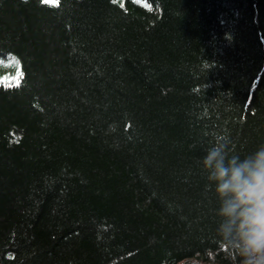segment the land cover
Wrapping results in <instances>:
<instances>
[{
  "label": "trees",
  "instance_id": "trees-1",
  "mask_svg": "<svg viewBox=\"0 0 264 264\" xmlns=\"http://www.w3.org/2000/svg\"><path fill=\"white\" fill-rule=\"evenodd\" d=\"M221 136L264 145V0H0V264H229Z\"/></svg>",
  "mask_w": 264,
  "mask_h": 264
},
{
  "label": "clouds",
  "instance_id": "clouds-1",
  "mask_svg": "<svg viewBox=\"0 0 264 264\" xmlns=\"http://www.w3.org/2000/svg\"><path fill=\"white\" fill-rule=\"evenodd\" d=\"M219 201L217 235L229 264H264V145L241 156L217 137L202 159Z\"/></svg>",
  "mask_w": 264,
  "mask_h": 264
},
{
  "label": "snow or ice",
  "instance_id": "snow-or-ice-1",
  "mask_svg": "<svg viewBox=\"0 0 264 264\" xmlns=\"http://www.w3.org/2000/svg\"><path fill=\"white\" fill-rule=\"evenodd\" d=\"M45 3H53V4H57L59 3V0H44Z\"/></svg>",
  "mask_w": 264,
  "mask_h": 264
}]
</instances>
